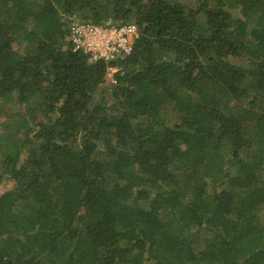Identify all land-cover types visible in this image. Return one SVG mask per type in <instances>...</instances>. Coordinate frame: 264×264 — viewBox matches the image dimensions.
I'll return each instance as SVG.
<instances>
[{
	"label": "trees",
	"instance_id": "trees-1",
	"mask_svg": "<svg viewBox=\"0 0 264 264\" xmlns=\"http://www.w3.org/2000/svg\"><path fill=\"white\" fill-rule=\"evenodd\" d=\"M263 207L264 0H0V264H264Z\"/></svg>",
	"mask_w": 264,
	"mask_h": 264
},
{
	"label": "built area",
	"instance_id": "built-area-1",
	"mask_svg": "<svg viewBox=\"0 0 264 264\" xmlns=\"http://www.w3.org/2000/svg\"><path fill=\"white\" fill-rule=\"evenodd\" d=\"M66 19L73 49L88 54L91 60L104 59L109 62L125 58L133 50L138 35V28L134 23L96 25L80 21L76 14H69ZM117 71L116 66H109L105 78L112 79Z\"/></svg>",
	"mask_w": 264,
	"mask_h": 264
},
{
	"label": "rangeland",
	"instance_id": "rangeland-1",
	"mask_svg": "<svg viewBox=\"0 0 264 264\" xmlns=\"http://www.w3.org/2000/svg\"><path fill=\"white\" fill-rule=\"evenodd\" d=\"M185 3H191L192 0H183ZM108 80H110V78H106V82L102 85L101 89H106V91H108V88H109V83H108ZM260 217H261V220H264V207L262 208V211L260 213Z\"/></svg>",
	"mask_w": 264,
	"mask_h": 264
}]
</instances>
